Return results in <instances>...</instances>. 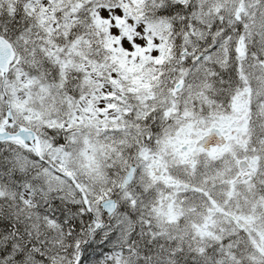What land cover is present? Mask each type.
I'll list each match as a JSON object with an SVG mask.
<instances>
[{"label":"snow or ice","instance_id":"6c2138e0","mask_svg":"<svg viewBox=\"0 0 264 264\" xmlns=\"http://www.w3.org/2000/svg\"><path fill=\"white\" fill-rule=\"evenodd\" d=\"M0 264H264V0H0Z\"/></svg>","mask_w":264,"mask_h":264}]
</instances>
